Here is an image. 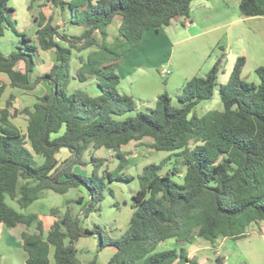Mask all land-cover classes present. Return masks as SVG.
<instances>
[{
    "label": "trees",
    "instance_id": "obj_1",
    "mask_svg": "<svg viewBox=\"0 0 264 264\" xmlns=\"http://www.w3.org/2000/svg\"><path fill=\"white\" fill-rule=\"evenodd\" d=\"M41 1L59 10L65 26L82 31L69 35L47 21L36 30L35 42L19 35L15 51L8 56L0 52V73L11 89L33 91L41 83L50 88L31 108H14L12 95L0 107V226L24 228L20 238L26 264H80L75 243L97 234L82 226L83 219L100 211L104 181L129 180L121 173L128 163L122 148L144 138L152 140L150 149L168 155L137 176L139 189L125 232L107 242L99 236V248L112 250L107 264H196L183 245L194 239L237 241L252 224L264 221V65L255 71L258 83H248L241 76L245 59L239 57L227 82L218 84L221 56L205 76L186 81L177 108L164 92L152 109L138 111L132 97L118 91L123 56L139 45L146 31L185 25L194 0H28V9ZM239 11L246 17L264 16L256 0H241ZM13 14L8 0H0V38L13 29ZM116 20L120 25L110 41L107 28ZM39 50L53 51L55 63L34 75ZM87 50L73 77V53ZM89 79L96 82V96L68 91L72 80ZM2 90L0 84V99ZM216 92L222 110L196 116L195 108ZM19 115L26 118L24 133L12 122ZM101 149L112 153L114 169L103 168L108 160L95 156ZM62 150L68 156L57 159ZM85 152H90L88 163ZM171 160L172 168L162 173ZM88 164L92 176L74 171ZM79 188L88 195V200L74 202L81 214L65 211L59 216V210H52L55 219L46 232L37 214L20 212L45 191L64 195ZM167 240L178 247L158 251ZM86 264L98 263L95 258Z\"/></svg>",
    "mask_w": 264,
    "mask_h": 264
},
{
    "label": "crops",
    "instance_id": "obj_2",
    "mask_svg": "<svg viewBox=\"0 0 264 264\" xmlns=\"http://www.w3.org/2000/svg\"><path fill=\"white\" fill-rule=\"evenodd\" d=\"M64 1H69V0H64ZM240 1L241 0H194L191 3L190 13L188 18L186 19L185 25H182L181 23L177 22L167 27H161L158 31H155L153 29L146 31L139 45L135 47L132 51L127 52L123 56L122 64L117 69V73L120 77V82L122 81L121 76L123 75L124 79L128 81L127 83L129 86V89H122L119 83L118 85L119 93L123 95H128L132 97L133 100L137 99L140 103V105L135 104L137 110L147 112L153 108V105L155 104V101L159 95H161L164 92L167 93V90H172L174 94V99L170 98L171 105L174 107H178L177 98L183 86L185 85L186 81L190 80L193 77L205 76L213 68L216 61L221 56L223 58V68L217 78L218 84H221L223 82V78L227 77L226 75L227 73L225 72L224 67L225 66L228 67L231 64H234L236 59L239 57H243L245 59V64L242 69L241 76L242 77L244 76V79L246 78V76H248V78L252 80L253 83L257 84L258 78L255 71L258 67L264 65V16H259V17L244 16L239 11ZM256 2L264 10V0H256ZM46 4L51 5L49 3ZM34 5L32 6V9ZM37 5L39 6V3H37ZM32 9L30 10L28 9L30 13V18L34 24L36 21L38 22L36 26L38 29L39 26L41 24L44 25L48 21V19L46 17V14L43 13H38L39 15L38 20L35 18V16L32 17L31 15ZM14 16H15V11L13 14V18ZM57 25L60 26L61 29L64 31L66 29H70L69 26L67 27L64 25L61 14H60V22ZM119 25H120V21L116 20L110 25V27L108 26L107 32L109 33V36L111 35L110 28H112V31H114L112 32L113 33L112 35L114 34L115 36L117 35ZM36 30L34 32H36ZM12 32L15 33L14 28L13 29L10 27L7 28L4 32L3 37L0 38V43L3 42V40H5L13 45L15 42L14 40H16V42H19L20 44V39H19L20 34L16 32L18 35L15 33L16 36L14 38V36L10 34ZM27 38L31 40V42H35V34L33 38L31 37H27ZM19 44L14 45L13 50L8 55H10L13 51H15V49L19 47ZM41 52H53V51H40V50L37 51L35 58L36 63H35L34 75H41L46 73L47 71L50 70L51 66L53 65V64L51 65L49 64L48 66L47 64L42 63L39 66H37L38 65L37 61L38 58H40ZM76 54L78 61H79V57L84 58V56H82L81 53H77V52L73 53V58ZM8 55H4V56H8ZM125 66L127 67L125 73L121 75V70ZM36 68L38 69L39 73L36 71L37 70ZM162 68L169 71V74L166 77H163L160 74ZM153 69L159 75L158 76L159 80L156 78ZM150 70L152 71L154 78H156L155 80H149V78H145L146 73L149 72ZM70 73H71V65H70ZM228 78L229 76L227 77V80ZM161 79L164 80V84H162ZM0 84L3 86L1 99H0V107H3L5 101L9 98L10 95H12L14 96V100L12 102L13 106L18 110H22L24 108H31L34 105L33 101H31L30 107L26 106L20 109V107L18 106V102L22 99L24 100L28 98L27 95L29 93L32 92L37 93V95L35 94V101H34L36 102L37 97H40L48 93L50 90L49 86L45 83H41L33 91H22L19 89H11L8 86L9 80L7 76L3 73H0ZM87 89H91V90L94 89L93 93H89V92L88 93L92 96L97 95L96 82L94 80L89 79L86 83H79L76 80H72L68 86L69 92L76 90H83L87 92ZM16 119H20V120L23 119V121L26 122V118L22 115H19L18 117L12 120V122L17 127L18 125L16 124ZM142 141L143 140L139 142L133 141L135 143H138L136 145V148H140L146 145V144H141ZM124 147L122 148V150L126 152L124 150ZM62 151L59 154H61ZM106 152L110 153L109 154L110 156L112 155L111 152L109 151ZM128 153L131 154V152H127V154ZM58 155H57V159H59ZM67 156H68V152H66V157ZM127 160H128V164L131 165L130 158L128 159L127 157ZM150 164H158V163L147 162L143 165L141 170H143L145 166ZM13 208L17 211H20L15 207ZM24 211H20V212L24 213ZM54 219H52L51 224L53 223ZM18 228L19 227L15 229ZM49 228L50 226L47 229L46 226L44 225L45 232L48 231ZM1 229L2 226H0V232ZM246 237H245L246 239L243 238L236 241V242L241 241L239 243H242L240 245L241 250L239 249L238 251L240 252L245 251V253L242 252V256L239 257L240 261L241 258L243 259L241 264H264V221L258 222L256 224H252L248 228ZM171 241H173L174 243L173 248L178 247L176 246L174 240H167L162 244ZM230 241L232 242V244L235 242L230 239H219L215 243L211 244L205 240L204 242H200L199 239H194L192 240L191 243L186 244L190 246V255H191V258L190 257L187 258L191 260L192 258L197 257L200 253L199 251L201 250L199 249V247H206L205 245L207 244L213 245L215 250H218L219 248L220 249L224 248L226 252H230V254L235 255L236 251H234V246H232V244L230 245L231 243ZM184 246L185 245H183L182 248H184ZM159 247L157 248V250L159 249ZM219 255L221 258L220 259L218 258L219 260L216 258L214 260L215 263L214 262L213 263L218 264L219 262V264H228V262L226 261V257L222 253L221 254L219 253ZM206 258L207 257H205L204 259ZM249 260H251L252 263H250Z\"/></svg>",
    "mask_w": 264,
    "mask_h": 264
},
{
    "label": "rangeland",
    "instance_id": "obj_3",
    "mask_svg": "<svg viewBox=\"0 0 264 264\" xmlns=\"http://www.w3.org/2000/svg\"><path fill=\"white\" fill-rule=\"evenodd\" d=\"M34 5L31 15L32 17L35 16V18L38 20V13L46 14V17L48 21L53 26H58L57 24L60 22V14L59 11L56 10L51 5L46 4L45 2H38ZM8 6L11 7L15 11V16L13 18V28L15 30V33L17 32L20 35H26L27 37H34L35 30L37 29V21L35 24L30 18V13L28 10V0H8ZM15 21V22H14ZM110 27V26H109ZM111 35L109 36V40L112 41L116 36L115 34L112 35L114 31H112V28H110ZM114 30V29H113ZM82 31L81 27H75L73 26L70 29H66L65 32L69 35H77ZM15 33H10L15 38ZM16 33V34H17ZM97 37H99V34H96ZM18 37V36H17ZM20 39V38H19ZM14 44L12 45L10 42H7L3 40V42L0 43V51L4 55H8L12 50L14 45L19 44V42H16L14 40ZM89 50L84 51L81 53L82 56H86L88 54ZM76 53V52H75ZM77 59V54L74 56V58L71 60V75L73 77L76 76L77 70L79 67ZM39 66L40 64L44 63L49 66V64L55 63V55L54 52H41L40 58H38L37 61ZM122 64V60L120 65ZM119 65V66H120ZM23 64H19L17 66V69H22ZM126 66L122 68L121 75L125 73ZM233 68V64H231L228 67H224L225 72L227 73V77L230 75ZM37 69V68H36ZM38 73V69L36 70ZM155 72V70L153 69ZM156 78H158V74L155 72ZM122 81L120 82V87L122 89H129L128 81H126L123 77ZM227 77L223 78V82L221 84H225L227 82ZM130 78V77H128ZM145 78H149V80H155L154 75L152 71L146 73ZM244 79V76L242 77ZM129 80V79H127ZM162 80V79H161ZM248 83H253L252 80L246 76L244 79ZM162 84H164V80L161 81ZM93 93L94 89H87V93ZM49 93V92H48ZM35 94L37 93H29L27 95L28 98L18 100V106L21 108L26 106H31V101L35 103ZM167 95L172 99H174V94L172 90H167ZM135 104L140 105L139 101L137 99H134ZM154 107V105H153ZM173 107V106H172ZM177 108V107H175ZM211 110H222V104L219 99V94L216 92L211 100L201 102L194 110V114L198 117L203 116L208 111ZM16 124L18 125V128L21 130L22 133L25 132L26 129V122L23 121V119H16ZM152 141L150 139H143L141 144H146L145 146H142L140 148H136V145L138 143L132 142L128 146L124 147V150L127 152H131V154L127 155L128 159L130 158L131 165L127 163V165L122 170V175L129 178L128 181H113V182H105V191H104V199L100 203V211L91 214L88 218L83 219L82 226L84 228H87L88 230H93L97 234L94 236H88L81 238L75 243V248L77 251V259L79 260L80 264H86L88 261H92L96 258V261L98 264H107L109 259L112 255V250L108 246L103 247L102 249L99 248L100 240L99 238L102 237L105 242H107L108 238L116 239L119 238L126 230L128 226V222L130 219V216L132 214L131 210V204H132V197L139 189V183L137 176L142 173V167L145 163H159L161 159H164L167 157L168 153L165 152H156L148 147V144H150ZM141 149V150H140ZM140 150V151H139ZM154 151V152H153ZM140 152V153H139ZM110 153H107L106 150H99L96 152V157L107 159L108 162L103 166V168L107 167L108 170H112L117 165V161L114 160L113 156L109 155ZM66 157V152L62 151L61 154L58 155L59 159H63ZM83 160L85 162H89L90 155L88 152H85L83 154ZM174 164V160H171L166 164L164 167V170L162 173L167 171L168 169L172 168ZM102 168V169H103ZM74 171L83 176H92L93 175V167L91 164H88L85 168L84 167H76ZM181 176V175H180ZM180 176H178V179H180ZM83 197L85 200H88L87 192L84 188L79 189H72L67 194L59 195L55 194L52 191H45L41 198L36 201L34 204H32L28 209L24 211V213L30 214L35 213L38 214L39 218L43 221L44 225L48 229V227H51V221L54 219V217L51 215V211L54 209L59 210V216L65 213V211H70V213L74 215H80L81 213V207L74 202L79 198ZM8 204L15 207L16 209H19L18 205L15 202H12L10 200H7ZM82 217V215H81ZM83 218V217H82ZM34 227L30 229V231H33ZM24 231L23 227H19L15 230L7 229L6 227L2 226L1 232H0V264H26V253L23 250L22 242L20 238V232ZM248 232V230H247ZM100 236V237H99ZM248 238V237H246ZM245 238V239H246ZM200 242H204V240L199 239ZM231 242V241H230ZM232 242V246H234V251H236V254H230V252H226L225 249H218L215 250L214 246L211 244L205 245L206 247H199L201 249L199 252V255L197 257L192 258L191 260L197 264H214L215 259L221 258L219 253L223 254L226 257V261L228 264H241L243 259L241 258V261L239 260V257L242 256V252L245 253V251H238L240 248V245L242 243ZM219 245V244H218ZM217 246V245H216ZM174 243L166 242L165 244H161L158 251L162 250H168L173 249ZM220 247V246H219ZM184 254L186 257H190V246L185 245L184 246ZM207 257L206 259H204ZM218 259V260H219ZM250 263L251 260H249ZM214 262V263H213Z\"/></svg>",
    "mask_w": 264,
    "mask_h": 264
},
{
    "label": "built area",
    "instance_id": "obj_4",
    "mask_svg": "<svg viewBox=\"0 0 264 264\" xmlns=\"http://www.w3.org/2000/svg\"><path fill=\"white\" fill-rule=\"evenodd\" d=\"M160 74L163 76V77H166L168 74H169V71L162 68L161 71H160Z\"/></svg>",
    "mask_w": 264,
    "mask_h": 264
}]
</instances>
